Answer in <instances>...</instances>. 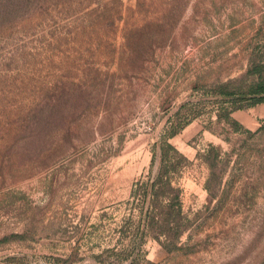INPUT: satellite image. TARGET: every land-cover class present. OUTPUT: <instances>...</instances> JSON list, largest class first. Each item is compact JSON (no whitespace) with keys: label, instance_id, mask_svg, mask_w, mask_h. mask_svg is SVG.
Instances as JSON below:
<instances>
[{"label":"rangeland","instance_id":"rangeland-1","mask_svg":"<svg viewBox=\"0 0 264 264\" xmlns=\"http://www.w3.org/2000/svg\"><path fill=\"white\" fill-rule=\"evenodd\" d=\"M262 81L264 0H0V264H264Z\"/></svg>","mask_w":264,"mask_h":264},{"label":"trees","instance_id":"trees-1","mask_svg":"<svg viewBox=\"0 0 264 264\" xmlns=\"http://www.w3.org/2000/svg\"><path fill=\"white\" fill-rule=\"evenodd\" d=\"M254 93L256 95H264V81L259 83ZM263 102L264 96L253 98L252 103L255 105ZM230 117V114L226 115L229 123L236 125L237 129H243L238 122H234ZM177 134V131H173L162 138L160 144L157 146L162 157V165L156 178H154L151 184L142 180L138 181L133 193L134 197H137L142 203L139 211L142 219L140 223L144 224L146 231L149 234L153 233L155 237L164 235L168 239H170L171 234H175L178 239L182 234V223L185 220L181 190L174 185L172 178V169L176 168V163L174 164V162L179 152L171 144V139ZM165 163H170V167H167ZM133 215L130 216L129 220H133ZM127 224H129L128 221L125 228ZM125 253L126 250L120 253L118 257L121 258Z\"/></svg>","mask_w":264,"mask_h":264}]
</instances>
